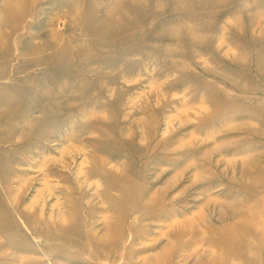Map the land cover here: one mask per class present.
I'll return each instance as SVG.
<instances>
[{
  "label": "rangeland",
  "instance_id": "obj_1",
  "mask_svg": "<svg viewBox=\"0 0 264 264\" xmlns=\"http://www.w3.org/2000/svg\"><path fill=\"white\" fill-rule=\"evenodd\" d=\"M0 264H264V0H0Z\"/></svg>",
  "mask_w": 264,
  "mask_h": 264
}]
</instances>
